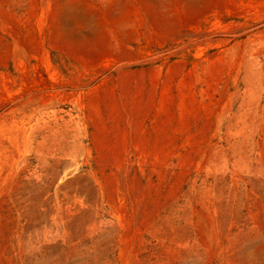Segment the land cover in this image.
I'll return each mask as SVG.
<instances>
[{"label": "rangeland", "instance_id": "374dc122", "mask_svg": "<svg viewBox=\"0 0 264 264\" xmlns=\"http://www.w3.org/2000/svg\"><path fill=\"white\" fill-rule=\"evenodd\" d=\"M0 264H264V0H0Z\"/></svg>", "mask_w": 264, "mask_h": 264}]
</instances>
